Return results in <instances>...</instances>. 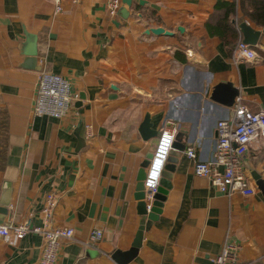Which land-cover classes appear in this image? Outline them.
Returning a JSON list of instances; mask_svg holds the SVG:
<instances>
[{"label": "crops", "instance_id": "0c3cea01", "mask_svg": "<svg viewBox=\"0 0 264 264\" xmlns=\"http://www.w3.org/2000/svg\"><path fill=\"white\" fill-rule=\"evenodd\" d=\"M106 1L66 0L56 12L52 0H0V200H8L0 226L43 227L52 193L48 227L73 230L55 264H120L114 253L131 248L143 222L126 264H213L226 244L238 246L241 264H264V197L253 178L264 181V140L242 160L248 196L196 177L184 154L191 147L207 161L213 153L216 124L233 106L211 99L218 84H232L250 112H264V28L243 16L240 0H226L235 4L239 38L243 22L260 32L249 45L257 59L235 60L206 29L216 0H131L116 17ZM43 72L71 85L76 97L64 118L33 114ZM146 116L157 137L139 132ZM168 121L181 150L167 159L147 220L137 185ZM95 230L102 238L89 245ZM42 249L39 234L0 236V264H38Z\"/></svg>", "mask_w": 264, "mask_h": 264}, {"label": "built area", "instance_id": "2783aa9c", "mask_svg": "<svg viewBox=\"0 0 264 264\" xmlns=\"http://www.w3.org/2000/svg\"><path fill=\"white\" fill-rule=\"evenodd\" d=\"M66 0H52L56 12L61 10V4ZM77 3L81 0H71ZM122 0H107L106 6L110 16L116 17ZM235 60L255 61L257 56L250 46L239 38L234 49ZM71 85L62 76L43 72L39 76L37 95L33 107V114L39 117L53 119L64 118L73 100ZM232 113L216 124V142L209 160L200 161L193 148L184 151L186 157L193 163L194 175L207 179L210 184L222 194L231 196L234 193L252 195L253 189L249 180L242 173V160L251 144L264 140V112L252 113L246 108L240 97H236L231 108ZM176 134L175 124L168 121L161 130L152 157L145 169L143 187L145 190V209L150 212L155 202L161 176L172 151ZM56 204L54 194H47L42 208L44 226H30L29 221L20 224H6L0 226V236L13 235L17 240L28 233L39 234L43 237V249L38 264H55L62 240L70 239L73 230L69 228L50 229L49 223L52 210ZM102 238L100 231H93L89 236V245L99 243ZM239 248L235 244H226L214 258L213 264H241Z\"/></svg>", "mask_w": 264, "mask_h": 264}, {"label": "water", "instance_id": "95a60500", "mask_svg": "<svg viewBox=\"0 0 264 264\" xmlns=\"http://www.w3.org/2000/svg\"><path fill=\"white\" fill-rule=\"evenodd\" d=\"M122 3L128 7L131 6V0H122ZM120 16H123L122 10L120 11ZM238 29L242 37L243 43L250 45V46H255L257 44L259 36H260L259 31H255L246 22L239 24ZM148 31H149L148 33H152L156 35L169 34L161 28H151ZM34 49H35V45H33V50ZM237 95H238V91L235 88H233L232 84H218L213 89V92L211 94V99L214 101L221 102L222 104H224L225 107H231ZM151 127H152V124L150 122V118L146 116L139 127V132L141 133L144 139H148L151 136L157 137L158 132L152 129ZM172 149L179 151L181 150V146H179V144L177 143H174ZM144 174L145 172L143 171V173L140 174L139 176V184L137 185V190H136L137 192L135 196L136 199L141 203V205L139 206L138 214L143 217H146L147 220H153L154 219L153 213L147 212L145 209V203H144L145 190L143 187ZM253 178L256 181L257 188L259 189V191L264 197V181L261 179V177L258 174H253ZM7 205H8V200L7 201L0 200V224L3 223L4 218L7 215V212H8L6 208ZM145 227H146V223L143 222L139 228V232L137 233L135 241L132 244L131 248L123 254L120 252L114 253L113 259L118 261L120 264L128 263L138 252V249L141 245V240L143 238L142 235H143V231Z\"/></svg>", "mask_w": 264, "mask_h": 264}, {"label": "trees", "instance_id": "16d2710c", "mask_svg": "<svg viewBox=\"0 0 264 264\" xmlns=\"http://www.w3.org/2000/svg\"><path fill=\"white\" fill-rule=\"evenodd\" d=\"M235 4L216 0L213 13L206 24L209 35H216L232 51L239 40L236 26L231 22L235 16ZM239 8L253 25L264 28V0H240Z\"/></svg>", "mask_w": 264, "mask_h": 264}]
</instances>
